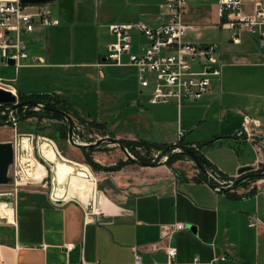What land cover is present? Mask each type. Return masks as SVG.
<instances>
[{
    "label": "crops",
    "instance_id": "1",
    "mask_svg": "<svg viewBox=\"0 0 264 264\" xmlns=\"http://www.w3.org/2000/svg\"><path fill=\"white\" fill-rule=\"evenodd\" d=\"M163 1L143 4L137 15L120 19H115L97 5L96 16L100 17L99 13H102L97 26L99 31H106L107 41L102 44L98 40L95 47L88 50L89 58H82L75 65L85 68L89 75L96 73L101 86L110 81L132 85L135 102L128 106L134 109L128 111V107L120 104L116 112L128 111L126 117L138 131H116L119 123L112 120L113 124H109V116L96 119L91 110L85 112V118L104 124L105 136L142 139L151 143L175 140L159 142L151 140L147 134L142 136L141 130L151 127L152 121L144 115V107L146 103L151 104L152 86L140 84L137 68L129 64L127 53L122 55L121 63H105L102 75L96 65L105 60L107 44L114 40L109 30L110 22L136 21L143 17L145 23L156 26L162 21ZM213 11L215 18L206 19L188 4L185 18L193 27L183 37L188 42L218 44L221 70L219 75L211 77L209 91L198 100L151 104L152 111L163 117L170 116L167 120L174 123L176 131L181 129L184 132L179 142L198 147L211 166L200 169L192 158H179L171 165L165 162L144 165L130 161L119 169H93L94 178L92 170L84 163L63 154L61 159L53 160L52 150L43 147L42 154L54 163L57 193L84 202L94 194V200L91 198L89 202L93 203L95 210L86 217L84 205L77 199L54 203L47 189L30 184L22 186L14 199L13 209L9 200H0V216L10 218L0 219V264H72L81 259L91 264H136V253L141 256L139 264H264V180L252 177L230 187L219 184L208 175V171L214 170L221 178H229L236 176L238 167L243 164H252L255 169L264 167L261 160L264 159V49L248 34H244L238 43L229 41L228 37L225 40L221 36L219 39L208 36L205 29H220L215 8ZM67 12L68 19L77 25L93 23L91 18L87 20L78 12H72V8ZM65 14L63 12L61 17L53 15L60 19L59 24H39L26 34L37 33L38 37H43L46 33V41L43 48L37 44L32 49L27 39L29 58L25 65L72 67L68 61H52L63 55L55 45L60 40L65 41L59 35L65 32ZM143 43L137 32L132 38L131 51H140ZM81 54L86 57L87 50ZM32 56H41L43 63L33 65ZM147 87L150 90L144 97L143 89ZM54 92L65 96L74 107L71 91ZM74 110L80 114L77 108ZM245 114L260 122L252 138L234 133ZM220 135L223 137L206 142ZM223 139H228L229 158L215 160L211 151L216 148L215 144H225ZM245 144L251 146L254 156L240 152V146ZM110 146L99 155L109 159L107 163L99 161L102 164L114 163L111 155L117 148ZM84 149L92 151V157L100 160L99 149L88 146ZM119 150L123 153L117 151L116 154L125 158V152ZM25 160L36 165L30 157ZM250 221L255 223L249 225ZM180 222L184 228L176 230L175 224ZM65 243L74 246L67 250ZM166 244L177 248L173 262H168L163 250ZM222 255L225 257L221 258Z\"/></svg>",
    "mask_w": 264,
    "mask_h": 264
},
{
    "label": "built area",
    "instance_id": "2",
    "mask_svg": "<svg viewBox=\"0 0 264 264\" xmlns=\"http://www.w3.org/2000/svg\"><path fill=\"white\" fill-rule=\"evenodd\" d=\"M162 6L164 8L161 14L162 21L156 26L139 20L109 23V30L114 40L107 44L105 60L96 63L98 72L103 74L102 66L105 63H121L122 55L127 53L129 64L137 68L140 84L152 86L149 103L175 100L180 104L186 99L198 100L209 91L211 77L220 74L221 51L215 42H188L183 39L186 31L193 27V24L185 18L188 8L187 0H164ZM51 13L48 2L24 3L22 0H0V66L3 63L15 65L18 71L26 64L25 61L29 58V47L25 35L39 24H59L60 19L53 17ZM215 14L220 28L227 30L229 41L238 43L244 34H248L256 39L259 47L264 49V0H217ZM132 30H136L144 40L138 52L131 51ZM10 58L15 60L13 64L10 63ZM43 61L41 56H32L31 63L38 65ZM16 80V77L7 78L0 75V83L13 86L15 90L0 86L11 90L17 96V101H20L18 87L14 84ZM12 105V103H0V121H9L16 127L19 122L18 108ZM35 108L40 109L39 106ZM259 125L258 120L245 114L234 133L239 137L252 138L255 128ZM182 135L183 133L179 132L178 140ZM24 137H27L31 143L29 148H23L21 144ZM35 139L48 141L61 154L55 140L46 135L37 134L35 131L16 132L15 138L11 139L15 152L14 162L9 170L11 176L9 183H12V188L1 192L0 195L12 197L13 204L20 187L36 184L49 191V196L54 203H64L74 199L75 197H64L57 193L54 175L49 177L47 174L31 171L33 166L29 160H25V157H33L40 161L36 154ZM261 160L264 162V159ZM260 169L264 174V167ZM209 174L221 185H231L236 177L221 178L214 170L209 171ZM257 178V180H264V175H259ZM91 198L93 201L94 194ZM89 201H82L86 217L95 210L93 203ZM254 223L255 221H250L249 225ZM175 228L183 229L184 224L176 223ZM73 246V243H65L67 250ZM163 250L168 262H173L177 248L166 244ZM224 257V255L221 256V258ZM135 263H141L139 253L135 254ZM72 264L91 263L81 259Z\"/></svg>",
    "mask_w": 264,
    "mask_h": 264
},
{
    "label": "rangeland",
    "instance_id": "3",
    "mask_svg": "<svg viewBox=\"0 0 264 264\" xmlns=\"http://www.w3.org/2000/svg\"><path fill=\"white\" fill-rule=\"evenodd\" d=\"M159 2V0H52L48 2V5L51 9V15H56L61 17V14L66 15L65 17V32L60 34L63 38H65V41H59L56 42V47L58 49V52H61L63 55L60 57H54L52 61H68L69 64L72 65V67L67 68L65 66L55 64L50 67H30L27 65H23L19 68V70H16L15 65H7L3 63L0 66V75H3L7 78H14L16 77L17 80L14 82V84L19 87L22 91H45V92H54L57 90L61 91H71L70 95L72 97V105L74 109L77 108L80 114L75 115L72 112V115L69 114L73 119V141L69 142L66 139H62L58 133L57 129L54 128L55 125L63 124L65 121L67 122L66 118L65 121L63 119L52 117V116H44L43 118L39 116H31L27 118L26 120L22 121L19 117V122L16 125H13L11 123L6 122H0V140H11L14 139L16 136V132H27V131H35L37 134L46 135L52 139L55 140L58 148L60 149L61 153L65 155L66 157L76 160L78 162L84 163L89 167L92 172L93 168L91 165L85 161V157L83 152H89L90 155H92V151H87L84 149V147H87L86 145L80 146L79 143H88L93 141H98L101 139V137H104L105 135V128L101 126H97L94 123L96 121H91L87 118L84 114L88 110L92 111V117L93 118H100L103 116L104 118H107L109 116V124H113V121L117 125L116 131L120 129H127L132 130L134 132H138L137 128L132 126V123H130L126 117L129 110H133L134 108L132 106H128L130 102H135V100L132 98L133 94V87L130 84H123V82L120 81H110L108 83L103 84L102 86L99 84V79L97 77L96 73H92V75H89L85 68H80L76 66L75 64L81 60L82 58H89V52L88 50L90 47H95V45L98 43V40L100 43H106L107 41V33L102 31H99L98 29V21L101 19L102 13L100 12V17L96 16V10L97 5H100V8H104L107 10L108 14L112 15L115 19H120L127 16L137 15V10L141 7V5L149 3V2ZM189 7L193 8L195 10H198L200 13V16H204L206 19L210 18V20H213L215 18L213 8L217 5V0H187ZM72 8V12H75L79 14L80 17L86 18L87 20L91 18L93 20V23H87L85 26H80V24H76V22H71L68 19V12L69 9ZM99 8V9H100ZM77 9V10H76ZM81 9V10H79ZM102 10V9H100ZM63 16V15H62ZM143 17H140L141 22L143 21ZM88 22V21H87ZM206 24V23H205ZM75 25V26H74ZM84 25V24H83ZM91 25V28H90ZM149 25V24H148ZM206 34L210 37H216L219 39L221 36L223 39L227 40V30L222 28H208L205 29ZM49 33V31H48ZM136 30H132L131 34L133 38H135ZM38 34H32L26 35V39H28L29 43L31 44V48L34 49L35 45H39L40 47L45 46V36L46 33L42 35L37 36ZM55 42H52V45H54ZM87 50L86 57L81 56V52ZM69 52V53H68ZM68 53V54H67ZM150 88H144L143 89V96L145 97L148 95ZM140 94V93H138ZM120 104H124L123 106L128 107V111L124 113H118L116 110H118L117 106ZM151 104L146 103L145 105V116L149 118L151 122V127L147 130H141L142 136H150L151 140L154 141H167L172 140L174 138L175 140L173 142L168 143H160V145H150L146 146L144 144H137V156L143 155L147 159H149V162L153 161L157 155L160 157L158 160V163H167V157L169 153H173L176 151H179L177 149L176 143H180L178 140V134L179 132H184L181 129H177L173 125L171 121H168L167 118L170 116H164L161 113H157L155 111L151 110ZM35 107V105H34ZM75 111V110H74ZM77 114V113H76ZM80 116V117H79ZM113 120V121H112ZM68 123V122H67ZM36 129H41L42 131H38ZM68 134V133H67ZM187 139V138H186ZM185 139V140H186ZM222 141H225L221 146L219 144H215L214 149L211 151V155L215 160H219L220 158H229V144L228 139H223ZM43 142L42 139L39 141L35 139V146H36V154L38 159L44 164L43 167L40 165V161L36 160L33 157H30L33 164H36L32 167L33 170L36 171L38 174H47L49 177H52L54 175V163L50 160H48L43 154L41 149V143ZM76 142V143H75ZM78 143V144H77ZM175 143V144H173ZM97 149H99V153H97L100 160L104 161V163H107L109 159L106 158H100L103 151H105L106 148L110 147L117 148V151L119 150V146L117 144H114L109 141H100L97 144H94ZM25 146L29 148L31 144L26 141ZM53 146V145H52ZM166 147H169L164 154L161 155L163 149ZM196 147V146H195ZM209 147V146H208ZM240 152H243L244 154H250L254 156L255 152L251 148L249 144L241 145ZM48 148V147H47ZM50 149V148H48ZM129 150V149H128ZM51 151V150H50ZM130 151V150H129ZM131 152V151H130ZM52 153V152H51ZM112 154L111 160L115 163L116 161L120 159L122 154ZM120 153H123L120 151ZM133 157L136 158V153L131 152ZM53 155V160H56V157ZM26 156V155H25ZM123 157V156H122ZM179 158H188L191 159V156L183 155L176 159H173L172 162ZM104 159V160H103ZM137 159V158H136ZM193 161V159H191ZM97 161V160H96ZM40 163V164H39ZM101 163V162H99ZM226 163H229L227 160ZM168 164V163H167ZM172 164V163H171ZM168 164V165H171ZM46 166V167H44ZM94 174V172H93ZM261 176L264 175L263 173L260 174ZM55 176V175H54ZM95 178V174H94ZM95 181V179H94ZM35 186H38L36 184H32ZM12 188V183L7 184H0V193L9 191ZM21 188V187H20ZM19 188V189H20ZM19 190H17V194ZM2 197H5V195H0V200H6L2 199ZM92 196H88L87 200L85 202H88L91 200ZM77 199L82 203V200L79 198ZM11 201V200H10ZM84 202V201H83ZM0 205H2L0 203ZM1 220H8L10 218L2 217L0 216Z\"/></svg>",
    "mask_w": 264,
    "mask_h": 264
},
{
    "label": "water",
    "instance_id": "4",
    "mask_svg": "<svg viewBox=\"0 0 264 264\" xmlns=\"http://www.w3.org/2000/svg\"><path fill=\"white\" fill-rule=\"evenodd\" d=\"M22 1L24 3H28V2L41 3V2H48V1H52V0H22ZM104 59H105V57H104ZM9 61L12 64L15 62V60L12 58H10ZM0 103H12L13 104L12 106L15 108H18L22 103H24V104L32 103L35 106H39L40 109L44 108L46 110L64 115L67 122H68V136H67L68 141L74 142L72 139L73 138V132H74L73 131V119L69 115V113L67 111H65L64 109L54 107V106H46L44 103H41V102L33 100V99L28 100V101H22V102L17 101V96L15 95V93H13L11 90H8V89L1 87V86H0ZM0 122L9 123V121H5V120H1ZM219 137H223V135L212 137L211 139H209L206 142L213 141ZM100 141H109V142H112L114 144H117L125 152L127 157H130L132 159V161H136L140 164L155 165L158 163V160L160 158L157 155V157L151 162H145L142 160H138L135 157H133V155L128 150V148L126 146H124L121 138L115 137V136H110V135L101 137V139H99L98 141L88 142V143H84V144L79 143V145L80 146H84V145L89 146V145L97 144ZM173 144H175V143H173ZM175 146H177V149L185 151L188 155H190L191 158L196 163V165L200 169L202 168L201 162L198 158V154L194 149H192L190 146L180 144V143H176ZM168 148L169 147H166L165 149H163L161 155L164 154ZM14 154H15V152H14L13 142L11 140H0V184H7L11 180V176L9 175V170H10L11 164L14 162ZM261 173L262 172H261L260 168L255 169L252 164H243V165L238 167L236 178L234 179L233 183L229 186L231 187L233 185H238L242 180L252 178V177H256V176L260 175ZM2 199L12 200V197L5 196V197H2ZM188 226L192 227L191 225H188Z\"/></svg>",
    "mask_w": 264,
    "mask_h": 264
},
{
    "label": "trees",
    "instance_id": "5",
    "mask_svg": "<svg viewBox=\"0 0 264 264\" xmlns=\"http://www.w3.org/2000/svg\"><path fill=\"white\" fill-rule=\"evenodd\" d=\"M18 92H19V97H20V101H28V100H36L39 101L41 103H44L46 106H54V107H58L61 109H64L65 111H67L69 114L72 115V112L75 115H78V113L76 114V111L72 110V106L70 105V103H68V100L65 96L56 93V92H45V91H22L19 87H18ZM18 115H20V118L22 119V121L26 120L27 118L31 117V116H39L41 118H43L44 116H52V117H57L60 119H63L65 121V116L56 112H52L49 110H46L44 108L41 109H36L34 107V104L32 103H27L24 104L22 103L19 107H18ZM80 117V116H79ZM92 122L95 121V119L91 120ZM97 126H101L104 127V124L101 122L96 121V123H94ZM55 129H57V133L58 135L62 138V139H66V136H68V123L65 121L63 124L60 125H55L54 126ZM38 131H42L41 129H36ZM124 146H126L131 152L136 153V158L138 160H142L145 162H149V159H147L145 156L143 155H138L137 156V149H136V145L137 144H144L145 147L146 146H150V145H160V143H151L145 140H134V139H128V138H121ZM181 143V142H180ZM89 148H95V145H89ZM192 149H194L197 154H198V158L201 162L202 168L204 169L207 166H211V164L207 161V159L203 156V153L200 151V149L198 147L195 146H190ZM84 157H85V161H87L91 167L95 170H100V169H119L121 168L125 163L132 161V159L130 157H127L125 159H120L118 161H116L113 164L107 165V164H102L99 163L98 161H96L92 155H90L89 152L84 151L83 152ZM183 155H188L185 151H176L173 153H169L166 162L168 164H171L173 159H176L180 156Z\"/></svg>",
    "mask_w": 264,
    "mask_h": 264
},
{
    "label": "bare ground",
    "instance_id": "6",
    "mask_svg": "<svg viewBox=\"0 0 264 264\" xmlns=\"http://www.w3.org/2000/svg\"><path fill=\"white\" fill-rule=\"evenodd\" d=\"M0 85H3V86H5V87H8V88H11L13 91L15 90V88L13 87V86H9V85H6V84H2V83H0ZM26 141H28L29 143H30V141L28 140V138L27 137H24L23 138V140H22V142H21V144H22V146H23V148H27L26 146H25V143H26ZM31 144V143H30ZM41 147H48V148H50V150H52V152H53V154H54V156L57 158V159H61V154L56 150V148L54 147V146H49V142L48 141H43L42 143H41ZM41 163V165H42V167H43V163L42 162H40ZM8 200H2V202H7ZM10 201V200H9ZM11 202V201H10ZM12 203V202H11ZM11 209H13V204L11 205Z\"/></svg>",
    "mask_w": 264,
    "mask_h": 264
},
{
    "label": "flooded vegetation",
    "instance_id": "7",
    "mask_svg": "<svg viewBox=\"0 0 264 264\" xmlns=\"http://www.w3.org/2000/svg\"><path fill=\"white\" fill-rule=\"evenodd\" d=\"M180 144H182V143H180ZM178 150H179V151H182V150H180V149H178ZM208 175H209V177H211L210 174H209V171H208ZM258 176H259V175H258ZM256 177H257V176H256ZM211 178H212V177H211ZM235 178H236V177H235ZM235 178H234V179H235ZM244 180H245V179H244ZM242 181H243V180H242Z\"/></svg>",
    "mask_w": 264,
    "mask_h": 264
}]
</instances>
